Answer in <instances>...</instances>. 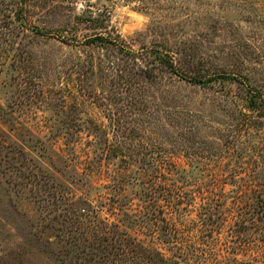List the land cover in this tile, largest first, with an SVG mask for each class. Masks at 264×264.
Segmentation results:
<instances>
[{
  "label": "rangeland",
  "instance_id": "374dc122",
  "mask_svg": "<svg viewBox=\"0 0 264 264\" xmlns=\"http://www.w3.org/2000/svg\"><path fill=\"white\" fill-rule=\"evenodd\" d=\"M1 1L0 264H264V0Z\"/></svg>",
  "mask_w": 264,
  "mask_h": 264
},
{
  "label": "trees",
  "instance_id": "16d2710c",
  "mask_svg": "<svg viewBox=\"0 0 264 264\" xmlns=\"http://www.w3.org/2000/svg\"><path fill=\"white\" fill-rule=\"evenodd\" d=\"M1 5H4V3H3V1L0 0V6ZM20 9H23V7H21ZM34 31H36L35 34H37L39 36L44 35L38 29L37 30L35 29ZM3 42L7 43V41L5 39L3 40ZM105 42H109L108 39L105 40L104 38L98 36V37L93 38L92 40H86L85 44L86 45H98V44L101 45V44H105ZM155 53L158 57L161 56V58L164 59V56L162 54H160V52L156 51ZM169 64H170V67L176 69L175 65L172 62H169ZM186 79L189 83H192L195 85L204 83V81L202 79H197V78L196 79L195 78H186ZM83 226H84V224H83ZM84 227H86V226H84ZM88 227H91V226H88ZM93 227L94 226H92V228ZM92 228H90V229L92 231L93 243H92V240L87 241L85 243V247L86 248L88 247V249L92 250V252H93L92 253L93 254L92 261L93 262H96L95 259L97 257H99L100 259L105 261L104 263H109V262L106 261L103 257L107 258L108 256H112L115 259H119L122 256L126 257L128 255V252L132 253V251H133L132 247L135 248V246H136L135 245V239L128 236L127 233L125 232V230H120L118 227H117L118 231L114 230V233L113 234L111 233L112 235L106 236L103 240H100L98 236L93 234L94 228L93 229ZM90 232H87V234H89ZM107 234H110V232H108ZM148 251L150 252V253L148 252L149 253L148 257H150L152 255L151 254L152 251L151 250H148ZM144 252H146V251H144ZM138 255H136V256L138 258H140ZM143 258H145V257L143 256ZM95 264H97V262ZM114 264H118V263L115 261ZM169 264H177V263L171 262Z\"/></svg>",
  "mask_w": 264,
  "mask_h": 264
}]
</instances>
